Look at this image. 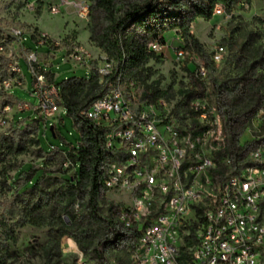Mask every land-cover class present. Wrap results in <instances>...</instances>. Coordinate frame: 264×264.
<instances>
[{
  "label": "rangeland",
  "instance_id": "obj_1",
  "mask_svg": "<svg viewBox=\"0 0 264 264\" xmlns=\"http://www.w3.org/2000/svg\"><path fill=\"white\" fill-rule=\"evenodd\" d=\"M84 1L90 4V12L81 20L69 4L74 0H0V45L4 48L0 53V119L5 122L0 125V260L4 264H75L80 256L89 264H101L95 251L101 228L87 223L86 197L69 191L62 180L64 174L72 177L75 172L63 162L65 151L49 146L68 149L67 144L77 145L73 121L62 106L51 120L45 119L37 107L35 89L39 75L49 82L51 77L60 82L86 75L81 65L67 63L66 52L82 48L90 56V71L100 53L104 54L92 41V29L105 27L106 18L93 9L92 0ZM143 1L115 0V18L130 4ZM200 1L154 2L156 20L148 19L147 23L160 33L157 41L161 39L164 48L155 53L157 59L140 69L137 81L121 86L125 100L136 112L148 105L145 95L158 92L156 103L149 105L154 106L155 123L163 138L177 142L189 156L211 157L218 170L219 155L227 146V113H233L241 103H233L231 97L241 100L244 88L250 82L256 84L259 102L252 114L248 110L240 120L246 127L237 141L238 158L228 156L229 163L228 159L222 162L227 168L224 176H229L250 164L251 152H264V0H228L222 15L197 17L193 6ZM52 7L58 8L57 15L51 14ZM150 34L142 40L146 49L154 41ZM43 36L60 47L35 46ZM190 38L198 42L201 52L184 49ZM178 50L183 51V57H178ZM216 55L221 58L218 63L214 62ZM16 66L19 72L14 70ZM199 67L206 70L204 78L196 76ZM94 94L85 91L77 100L88 105ZM54 101L59 104V97ZM201 114L205 118H200ZM45 124H52L60 138L53 140L47 132L46 140L40 143ZM232 160H237L240 169L236 170ZM27 165L31 170L23 173ZM40 168L45 174L39 184L24 187L32 171ZM130 204L127 194L105 191L98 199L100 218H109L113 206L125 208ZM155 212L156 207L149 211L151 216ZM71 214L76 225L69 221L64 224L62 221ZM116 230L123 232L119 226ZM127 244L105 248V261L125 264Z\"/></svg>",
  "mask_w": 264,
  "mask_h": 264
},
{
  "label": "built area",
  "instance_id": "obj_2",
  "mask_svg": "<svg viewBox=\"0 0 264 264\" xmlns=\"http://www.w3.org/2000/svg\"><path fill=\"white\" fill-rule=\"evenodd\" d=\"M69 4L79 19L88 18L87 1ZM50 12L57 15L58 8L52 7ZM223 12V5L216 4L212 15ZM45 37L37 47H60ZM163 48L157 39L147 46L154 53ZM3 51L0 45V53ZM177 55L183 57L184 53L178 50ZM65 57L67 63L81 65L86 75L93 73L100 85H106L105 93L80 115L105 132L104 149L113 156L106 180L99 185L100 194L123 192L131 200L125 208L110 209L115 226L123 230H116L121 237L115 247L128 242L125 264H264V152H251L250 164L235 174L216 176L211 157L189 156L177 142L163 138L155 123L153 105L137 112L131 108L124 98L120 76L109 81L113 61L100 53L90 71V56L82 48L66 52ZM34 59L33 55L31 61ZM220 59L216 55L214 62ZM14 70L19 72V66ZM196 76L204 78L205 68L199 67ZM35 89L37 107L45 119L51 120L60 112V105L54 101L59 97L57 88L39 75ZM200 118L205 116L201 114ZM4 123L0 119V125ZM165 130L171 133L169 128ZM153 207L156 212L151 216ZM142 220H146L142 228L136 229ZM75 264L89 263L80 256ZM101 264L107 263L103 259Z\"/></svg>",
  "mask_w": 264,
  "mask_h": 264
},
{
  "label": "trees",
  "instance_id": "obj_3",
  "mask_svg": "<svg viewBox=\"0 0 264 264\" xmlns=\"http://www.w3.org/2000/svg\"><path fill=\"white\" fill-rule=\"evenodd\" d=\"M92 1L93 9L101 12L107 21L105 27H93L92 41L102 53L107 55L108 60L114 62V69L112 75L109 77V81L114 82L119 76L121 84L128 85L131 82L137 81V75L140 73V69H143L150 60L157 59L154 52L144 47L142 40L149 33H151L150 35L153 37V40L157 39L160 34L158 31L151 29L147 23L148 19L156 20L153 4L160 0H144L140 5L130 4L118 18L114 16L115 0ZM227 1L201 0L198 5L193 6L194 14L197 17L210 16L216 4L224 5ZM137 32H140L141 36ZM189 41L184 47L185 50L189 52H201V46L196 40L190 38ZM159 42L162 43V40L160 39ZM27 68L28 70L30 68L28 63ZM50 82L57 88L59 105L62 106L66 116L73 121L77 145L72 146L71 144H67L68 149H61L52 144L49 146L64 150L65 158L63 162H68L70 167L75 170L72 177H67L64 174L62 180L66 183L69 191H73L81 198L86 197L87 223L98 226L102 231L97 249L95 250L98 251L96 254L99 260L102 261L103 259L105 260L103 250L105 248L116 249L115 245L121 237L116 231L111 214L109 218H100L98 207V199L100 197L99 185L106 180L109 164L113 156L104 149L105 132L80 115V112L87 105H81L77 99L83 92L89 91L90 93H95L91 101L93 102L105 93L106 85H100L93 73L79 78L72 77L66 80L63 79L60 82L53 81V77H51ZM31 84L33 85V80ZM259 89L256 84L250 82L244 88L241 100L235 96L231 97L233 103L238 101L241 103L239 105L240 108L237 107L234 109L233 113H227V125L224 127L228 136L227 146L223 148L219 155L218 159L220 162L216 176L223 177L225 175L227 168L222 163L225 159L230 160L229 157L232 156L238 158L237 153L240 151V148L237 145V141L246 127L244 123H240V120L246 116L248 110H250L248 112L249 114L253 113L259 102ZM232 93L230 89L229 96ZM158 98V92L144 96V100L147 101L148 105L156 103ZM140 107L138 104V108ZM50 127L53 129L52 132H50ZM40 131V143L46 140L47 132H49L53 140L60 138L59 132L56 133L54 127L50 124H45L44 129ZM42 149L47 152L49 147L42 146ZM232 162L236 170L240 169L236 165L237 160H232ZM43 167L46 168L45 165ZM26 170H31V167L29 165L25 166L23 173H26ZM44 174L45 171L43 168L32 171L30 181H26L24 187H36L44 177ZM17 175L20 177L21 172L17 173ZM66 219L62 221L64 224H66V221H69L71 224L76 225V220L72 214L70 216L67 215ZM82 249L84 248L82 247ZM106 263L109 264L107 261ZM0 264H4V262L0 260Z\"/></svg>",
  "mask_w": 264,
  "mask_h": 264
},
{
  "label": "water",
  "instance_id": "obj_4",
  "mask_svg": "<svg viewBox=\"0 0 264 264\" xmlns=\"http://www.w3.org/2000/svg\"><path fill=\"white\" fill-rule=\"evenodd\" d=\"M52 130H53L52 127H50V132H52Z\"/></svg>",
  "mask_w": 264,
  "mask_h": 264
}]
</instances>
